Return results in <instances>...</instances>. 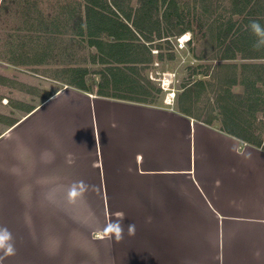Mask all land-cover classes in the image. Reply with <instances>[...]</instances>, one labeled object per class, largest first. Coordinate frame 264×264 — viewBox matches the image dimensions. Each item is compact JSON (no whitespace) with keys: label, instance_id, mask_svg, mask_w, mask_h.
<instances>
[{"label":"crops","instance_id":"0c3cea01","mask_svg":"<svg viewBox=\"0 0 264 264\" xmlns=\"http://www.w3.org/2000/svg\"><path fill=\"white\" fill-rule=\"evenodd\" d=\"M246 6L231 17L232 33L220 48L211 40L217 41V27L213 35L192 25L195 15L185 16L194 31L185 32L194 58L236 66L239 82L241 69L264 63L239 56L264 54V0ZM223 16L216 15L218 24ZM87 48L95 61L63 67L68 81L56 77L60 87L48 84L49 94L34 97L0 129V251L14 249L21 238L41 264L96 261L89 254L65 257V242L46 237L49 224L57 226L53 216H67L87 237L67 245L85 251L105 242L107 256L99 261L110 264H264V135L256 146L221 131L217 121L196 120L194 109L186 116L175 93L171 104H145L123 84L112 90L128 77L155 85L142 77L144 65L101 63L97 49ZM221 50L236 58L213 60ZM80 71L88 88L74 87ZM101 76L114 97L98 94ZM232 92L241 94L242 86ZM96 197L101 212L92 207ZM38 229L43 237L32 240Z\"/></svg>","mask_w":264,"mask_h":264},{"label":"trees","instance_id":"16d2710c","mask_svg":"<svg viewBox=\"0 0 264 264\" xmlns=\"http://www.w3.org/2000/svg\"><path fill=\"white\" fill-rule=\"evenodd\" d=\"M82 1L83 3L79 1L78 3L67 2L66 7H63L64 10L70 9V13L66 14L70 18L61 22L70 28V32L67 31L70 35L69 38L72 39V36H76L82 42L84 41L86 46L95 47L98 53L97 60L101 63L106 58H111L117 64L125 62L128 67H133L136 64L152 63L151 50L154 47L161 49V44L169 46L172 39H176L187 31L192 32L191 23L185 18L190 13L195 15L192 25L196 24L198 28L205 26L208 33L212 31L213 35H215L216 27L218 28L217 41L216 38L211 40L216 43L217 48H220L221 40L224 38L226 40L232 33L231 17L242 15L246 5L252 0H230L228 6L224 8L221 5L222 0H137L136 7L131 6V0ZM8 2L9 0H0V16L5 14ZM35 4L28 1L27 12L32 10L31 6L36 8ZM222 12L225 13L224 16L221 15ZM51 15L49 13L38 14L36 22L46 28L40 32L46 33L48 27L57 26V21L53 18L49 21L45 20V18L53 17ZM216 15L223 16L222 19L226 18V20H222L218 24ZM199 16L207 17L208 21L201 23ZM36 43L34 42L33 45ZM240 51L241 49L238 52ZM239 56L242 59L264 60V54L259 53L243 52ZM157 58L161 62L165 59L162 53L158 54ZM235 58V54H229L223 50L212 56V59L216 61ZM92 59L96 60L95 57ZM166 59L172 60L173 53H168ZM200 59L202 58L198 57V60ZM77 74L78 77L73 74L74 87L88 88L84 84L85 72L80 71ZM201 74L207 79L195 81L194 84L200 86L201 89L212 91L213 98L207 99L206 105L202 109L193 107V104H196V98L192 87L188 86L183 90L178 100V111L189 116L191 113L189 110L194 109L197 113L196 120L203 121L208 125H211L212 121H219L221 131L260 146L263 141L262 134L264 135V63L253 65L249 71L241 69L240 82L237 81L236 66L218 64L210 74L208 70ZM244 78L249 79L248 84L245 83ZM5 81L7 80L0 77L1 84H5ZM119 84H123L121 89H126L128 93L142 94L138 95L142 100L137 102L145 104H154L155 96L160 92V89L152 84L141 86L135 78L129 77L122 83H116L112 90L119 89ZM236 85L242 86L241 94L232 92V87ZM107 87L108 81L104 76H101L98 94L114 97L115 94L111 95L106 91ZM191 98L192 101L194 99L193 102L190 101ZM256 131H260V133L256 134Z\"/></svg>","mask_w":264,"mask_h":264},{"label":"rangeland","instance_id":"374dc122","mask_svg":"<svg viewBox=\"0 0 264 264\" xmlns=\"http://www.w3.org/2000/svg\"><path fill=\"white\" fill-rule=\"evenodd\" d=\"M28 1L31 4L36 3V8L31 6L32 10L29 12H27L29 9ZM72 1L83 3L82 0H9L6 3L8 5L6 6V12L0 16V77L7 80L5 84L0 83V129L21 116L24 110L23 106L31 102L33 104L36 98H43L49 94L51 88L48 84L52 83L55 88L60 87L61 80L56 77L59 78L63 75L64 80L68 81L69 79L65 77L66 74L63 72V69H65L63 67L73 65L85 67L89 64L92 57L88 52L86 43L80 39H71L72 42L68 37L70 35L67 33V31L70 32V28L61 24L66 18H70L66 15L70 13V9L64 10L63 7H66L67 2ZM136 3L137 0H131L132 7H136ZM46 13L52 14L51 19L57 21V26L48 27L52 32L47 29L46 33H42L40 31L46 28L44 25L38 24L36 19H38V14L45 15ZM34 42L37 43L33 45ZM174 44L175 39H172L169 46L161 44V49L154 47L151 50L153 62L141 68V75L144 79L147 78L151 81L150 75L155 79L158 77L162 79V73H174L176 76L173 77L172 90L175 91L177 97L175 103L183 89L191 86L196 98V104H193V107L202 109L206 105L205 101L213 98V93L210 90L201 89L200 86L198 87L194 83L201 78L207 79L199 73L208 70L210 74L216 62L196 60L193 45L188 46L186 43L183 48L176 50ZM171 52L173 53V59L167 60L166 55ZM161 53L165 58L162 62L157 58L158 54ZM9 60L11 62H7ZM90 69L92 68L90 67ZM89 79L87 83L90 84L89 81L93 77L91 76ZM151 82L157 87L156 80ZM160 90L155 96L156 104H163L166 101L167 89ZM238 90L237 88L234 89V91ZM192 98L190 101H192ZM218 126L220 127V125ZM91 203L96 212H101V200L98 197ZM66 217L53 216L54 220L57 221V226L54 227L49 224L48 228L44 230H47V233L45 232L46 237L59 243L65 242V245H63L65 257L67 255L83 257V255L89 254L90 256L95 255L97 259L92 262L76 259L69 264H110L106 261H99L100 258L104 260L107 256L105 242L97 241L96 245H91L88 249L83 246L85 251L79 250L77 245H73L71 248L67 245L68 241L76 243L79 240L83 242L87 237L79 231L77 224L72 223L73 221ZM115 226L118 225L113 223L112 227ZM40 237H43V235H40L39 229L33 232L32 240ZM52 248L55 250L56 245H53ZM32 253L34 254V250ZM65 259L69 260V258ZM0 260L2 264H41L40 258L31 255L28 246L21 238L16 240V246L12 254L0 251Z\"/></svg>","mask_w":264,"mask_h":264},{"label":"built area","instance_id":"2783aa9c","mask_svg":"<svg viewBox=\"0 0 264 264\" xmlns=\"http://www.w3.org/2000/svg\"><path fill=\"white\" fill-rule=\"evenodd\" d=\"M190 39H191V36L186 35V34H183L177 37L175 39V44H174L175 49L178 50V49L183 48L185 44L190 41ZM175 76L176 75L174 73H162V76H161L163 77L162 79L160 77L155 79L152 77V75H150V79L156 80V82L158 83V85L160 86L162 90L167 89L166 102H168L169 104H171L175 98V94L172 90L173 89L172 84H173V79H174L173 77Z\"/></svg>","mask_w":264,"mask_h":264},{"label":"clouds","instance_id":"9594fccd","mask_svg":"<svg viewBox=\"0 0 264 264\" xmlns=\"http://www.w3.org/2000/svg\"><path fill=\"white\" fill-rule=\"evenodd\" d=\"M253 27H254V28H258L259 26L256 25V24H253ZM12 252H13V249H12L11 246H9V247L7 248V254H12Z\"/></svg>","mask_w":264,"mask_h":264}]
</instances>
